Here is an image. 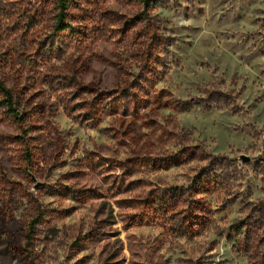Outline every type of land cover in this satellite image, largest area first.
Listing matches in <instances>:
<instances>
[{"label": "rangeland", "instance_id": "374dc122", "mask_svg": "<svg viewBox=\"0 0 264 264\" xmlns=\"http://www.w3.org/2000/svg\"><path fill=\"white\" fill-rule=\"evenodd\" d=\"M55 13L0 0V264H264V0Z\"/></svg>", "mask_w": 264, "mask_h": 264}, {"label": "trees", "instance_id": "16d2710c", "mask_svg": "<svg viewBox=\"0 0 264 264\" xmlns=\"http://www.w3.org/2000/svg\"><path fill=\"white\" fill-rule=\"evenodd\" d=\"M143 11L145 14L152 17V13L155 12L156 8L163 6L170 2V0H140ZM56 13L55 21L53 24L54 33L57 34L60 31L68 30L72 27L70 20L68 19V10L70 8V0H54ZM174 38H171V42L168 47L174 44ZM170 49V48H169ZM169 51V50H168ZM1 71V64H0ZM0 109L10 117L19 123L21 134L19 139L22 143L27 144L30 147L31 141H28L29 128L25 125L28 120L29 110L27 109L26 103L15 94L12 88H10L6 82L0 76ZM189 109V107L187 108ZM32 139V138H31ZM27 160L32 162V153L28 149L26 154ZM40 215H42L40 213ZM38 215L34 220H31L28 224V240H30L31 234L35 231L36 225L40 222L41 216ZM243 222L240 221L236 226V229L241 232L243 229Z\"/></svg>", "mask_w": 264, "mask_h": 264}, {"label": "water", "instance_id": "95a60500", "mask_svg": "<svg viewBox=\"0 0 264 264\" xmlns=\"http://www.w3.org/2000/svg\"><path fill=\"white\" fill-rule=\"evenodd\" d=\"M241 158H242L243 160H245V161L249 160V157L246 156V155H241Z\"/></svg>", "mask_w": 264, "mask_h": 264}]
</instances>
